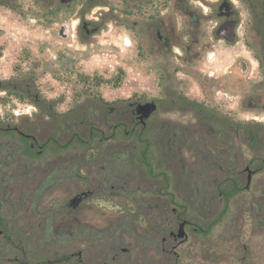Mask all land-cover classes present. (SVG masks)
<instances>
[{
    "label": "flooded vegetation",
    "instance_id": "flooded-vegetation-1",
    "mask_svg": "<svg viewBox=\"0 0 264 264\" xmlns=\"http://www.w3.org/2000/svg\"><path fill=\"white\" fill-rule=\"evenodd\" d=\"M251 1L59 2L64 10L79 3L76 24L72 26L70 20L62 22L66 27L61 34L67 35L63 40L75 37L72 30L87 40L99 32L108 16L115 17L114 23L129 33L124 38L125 47H137L140 54L154 58L161 88L155 99L129 91L108 100L98 89L84 93L80 90L85 105L94 107L98 115L107 112L95 119H82L76 111L77 100L70 101L72 106L58 110L57 103L42 98L39 92L3 89L12 104L0 112V264H3L2 250L14 227L26 233L27 250L20 247L23 240L17 239L20 256L38 258L31 264H86L83 242L86 245L91 242V247H95L98 241H104L105 247L104 261L100 264L119 262L121 253L129 249L109 244L115 218L126 224L136 217L143 242L141 264H178L181 246L194 235L207 234L190 220L195 209L210 211L216 198L220 199L219 204L226 203V194L238 192L243 182L245 190L253 186L254 179L263 175L264 159L256 166L254 161L259 160L253 156L258 155L253 153L245 161L239 150L223 138L224 127L218 128L211 138L204 130L214 117L169 83L173 70L169 57L175 54L178 45V15L184 29L188 27L187 33L195 39L192 42L197 44L201 14L219 17L217 27L231 19L239 23V9L244 4L250 14ZM199 2L206 8L205 14L192 6ZM1 85L0 82V89ZM249 100L253 109L263 106L253 97ZM20 102L31 104L32 112L19 111L16 107ZM149 102L155 104V110L139 118L137 109ZM83 126L89 130V136H83ZM136 128L140 136L131 143L129 135ZM120 129L122 137L115 135ZM238 130L237 127L236 135ZM94 132L100 136H93ZM248 134L245 139L261 138ZM132 150L136 151L139 168L132 169ZM249 175L250 184L246 188ZM256 186L264 192V184ZM96 203L121 210L106 215L108 228L102 236L96 226L86 221ZM131 208L136 210L134 214L128 210ZM225 215L222 212L221 218ZM8 262L26 264L16 254Z\"/></svg>",
    "mask_w": 264,
    "mask_h": 264
},
{
    "label": "rangeland",
    "instance_id": "rangeland-1",
    "mask_svg": "<svg viewBox=\"0 0 264 264\" xmlns=\"http://www.w3.org/2000/svg\"><path fill=\"white\" fill-rule=\"evenodd\" d=\"M78 4L64 10L59 0H0V112L7 104H12L5 88L39 92L42 98L57 103L58 110L72 106L70 101L77 100L76 111L81 113L82 119H95L98 114L94 107L82 102L85 97L80 90L84 93L98 89L108 100L122 97L129 91L141 92L146 99L156 98L161 84L155 75L154 58L140 54L137 47H125L124 38L129 33L114 23L115 17L108 16L99 32L87 40L73 30L75 37L69 40L57 35L62 22L70 20L72 26L76 24ZM202 5L199 2L192 6L205 14L206 8ZM239 10L237 42L233 44L216 36L219 17L202 14L198 43L194 44L192 40L195 39L188 34V27L184 29L182 17L178 15V45L175 54L169 57L173 69L169 83L172 88L183 90L192 102L214 117L205 133L212 138L218 128L224 127L223 138L239 150L245 161H249L253 153L258 155L253 156L259 160L254 161L258 166L264 159V68L260 63V38L251 27L250 14L244 4ZM240 61L245 62L244 73ZM249 97L263 106L250 108ZM16 108L25 113L33 110L26 102H20ZM106 115L107 112H103L98 117ZM237 127L238 135L235 134ZM117 132L116 136H123L122 129ZM248 133L261 138L245 139ZM83 136H89L85 126ZM93 136L100 135L94 132ZM129 136L134 143V138L140 136L139 128L131 130ZM136 151H131L132 169L139 168ZM263 177L264 172L254 179L249 190L244 189L243 182L238 192L227 193L226 203L219 204L220 199L216 198L215 207L210 211L195 209L190 220L207 234L194 235L181 246L178 264H264V192L258 191L256 186L264 184ZM128 210L136 212L133 208ZM119 211L116 207L96 203L93 214L86 221L96 226L102 236L108 228L106 215ZM202 211L207 214L203 215ZM222 212H226L224 219ZM119 220L115 218L109 244L129 250L121 253L119 262L106 263L141 264L143 242L139 236V219L136 217L126 224L118 223ZM9 233L11 238L2 250L3 264H10L8 260L15 254L26 264L38 259L37 256L21 257L22 252L16 250L19 238L24 243L20 247L27 248L24 231L14 227ZM103 242L98 241L95 247H91V242L88 245L83 242L86 264L104 261Z\"/></svg>",
    "mask_w": 264,
    "mask_h": 264
},
{
    "label": "water",
    "instance_id": "water-1",
    "mask_svg": "<svg viewBox=\"0 0 264 264\" xmlns=\"http://www.w3.org/2000/svg\"><path fill=\"white\" fill-rule=\"evenodd\" d=\"M72 0H59V2L61 4H68L70 3ZM221 16H224L226 18H229L230 14H221ZM66 27V24L65 23H61L60 25V31L57 33V35L62 38V39H66L67 38V35L64 33V34H61V30L62 28ZM238 27V22L236 19H231V20H226L224 22H222L217 28H216V36L225 40L227 43H233L236 38H237V34H236V29ZM239 65L244 67L242 68L241 72L244 73L246 71V66H245V62L244 61H240L239 62ZM248 106L250 108H253V104L251 102V100L248 101ZM155 110V104L153 102H149V103H146L142 106H140L138 109H137V114L139 115V118H142V117H147L149 116L153 111ZM143 112V115L141 116L140 113ZM249 184H250V175L248 176V182H247V185H246V188L249 187ZM183 234L182 233H179L178 234V237L179 238H182Z\"/></svg>",
    "mask_w": 264,
    "mask_h": 264
},
{
    "label": "trees",
    "instance_id": "trees-1",
    "mask_svg": "<svg viewBox=\"0 0 264 264\" xmlns=\"http://www.w3.org/2000/svg\"><path fill=\"white\" fill-rule=\"evenodd\" d=\"M250 3V24L253 31L260 38V63L264 68V0H252Z\"/></svg>",
    "mask_w": 264,
    "mask_h": 264
}]
</instances>
